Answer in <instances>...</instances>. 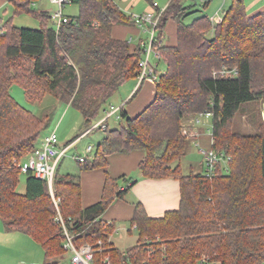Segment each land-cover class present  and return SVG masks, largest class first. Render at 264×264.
I'll use <instances>...</instances> for the list:
<instances>
[{"label": "trees", "instance_id": "trees-1", "mask_svg": "<svg viewBox=\"0 0 264 264\" xmlns=\"http://www.w3.org/2000/svg\"><path fill=\"white\" fill-rule=\"evenodd\" d=\"M32 1L10 0L12 14L0 18V218L8 230L27 233L43 247L45 264H61L55 257L64 250L65 234L48 181L18 166L35 150L50 115L23 107L11 86L20 83L32 101L51 93L79 110L83 127L91 128L120 87L140 75L145 46L132 50L129 39L113 37L115 24L131 22L114 0H70L79 14L59 29ZM192 7L170 0L160 16L157 39L165 37L170 19L178 39L176 45L155 44L166 70L156 69L154 100L134 117L122 108L117 127L107 121L97 127L104 136L80 162L82 169L100 168L114 153L142 150L139 169L145 177L180 181V207L154 218L137 202L132 224L138 239L124 250L111 239L114 225L102 215L135 181L121 189L109 175L101 200L84 207L80 175L55 174L70 233L77 245L96 248V264H195L201 258L212 264L264 263V118L253 117L254 133L230 128L244 104L264 101V11L251 15L245 0H232L221 22L208 14L188 22ZM23 13L40 26L14 24ZM206 111L213 114L210 147L231 158L229 169L220 161L209 176L203 160L201 170L185 174L182 159L194 135L184 120ZM22 173L24 193L18 191Z\"/></svg>", "mask_w": 264, "mask_h": 264}, {"label": "crops", "instance_id": "crops-1", "mask_svg": "<svg viewBox=\"0 0 264 264\" xmlns=\"http://www.w3.org/2000/svg\"><path fill=\"white\" fill-rule=\"evenodd\" d=\"M119 7L125 12L128 17H131V22L118 23L115 24L112 29V35L118 39H129L131 41V49L135 50L138 45L146 46L149 38L150 25L146 23L144 26L137 25L133 20L134 14H142L148 11L165 9L170 0H114ZM204 6L209 8L208 11L194 0H183V4L193 6L188 13L186 20L188 22L192 21L194 18L201 16L203 14H208L213 22H221L226 9L231 4L232 0H203ZM47 3V0H33L32 7L39 11H47L51 15L53 12L59 9L56 4ZM72 3V2H71ZM246 8L249 14L253 15L264 11V0H245ZM74 4V3H73ZM65 7V6H64ZM63 7V13H64ZM13 4L10 0H0V13L1 10L6 14H12ZM79 6H75L71 11V14H65L66 16H77L79 14ZM10 14V15H11ZM26 15V22L31 20L33 17L36 22L31 24H38L40 26V21L34 16L23 13L16 15L13 19L14 24L21 26L22 23L18 22V17ZM7 17L3 18L6 19ZM22 21V20H21ZM52 24H56V21L52 18ZM27 24V23H24ZM38 28V27H37ZM165 37L161 40V44L165 45H176L178 34H177V23L170 19L166 25ZM147 34V38L143 35ZM152 56H154L156 61H152ZM162 61L157 54L156 48L150 56V63L155 66L158 70L159 62ZM156 83L157 81L147 77L143 81H139V78H134L129 80L123 87L118 90L116 100H114L110 107L113 105L118 108L111 116L117 115L119 122L122 120L121 110L125 108L129 116L134 117L138 115L142 110H144L155 98L156 96ZM116 92V93H117ZM117 101V102H115ZM118 103V104H116ZM109 107V108H110ZM108 108V109H109ZM108 109L105 111L102 119L97 120L96 123L102 122L107 117ZM110 116V117H111ZM83 117V116H82ZM109 119V118H108ZM84 126V119L83 124ZM98 129V128H97ZM95 129V130H97ZM89 128L84 129L78 136L74 137L61 144H70L69 150L74 149L77 144L84 138L89 137L95 130ZM103 130V129H102ZM104 136V134H103ZM103 136L98 140V143L102 140ZM199 139V138H198ZM97 143V145H98ZM88 145H91L88 143ZM85 146L84 152H86ZM96 145V147H97ZM93 146V150H94ZM68 150V151H69ZM96 150V149H95ZM94 150V152H95ZM83 155L78 152L77 156ZM90 156V154L88 155ZM145 157V153L142 150H132L129 152H117L108 157V164L105 167L94 168V169H82L81 163L79 161V172L76 174L80 175L81 186H82V205L87 207L97 201L101 200L103 196V191L107 181V177L110 175L113 178L118 179V184L121 189H126L127 185L132 184L124 197H116L113 202L108 206L107 210L102 215V218L108 223L114 225V232L119 233L122 229L126 231H131L134 228L132 224V218L135 212V204L141 202L146 212L149 216L154 218L163 217L167 211L175 210L180 207L181 203V184L180 181L173 177H166L161 179L145 177L141 170L139 169V164ZM78 159V157H77ZM122 176L131 178L130 182L122 179ZM4 223V222H3ZM125 223H128L129 227H124ZM6 232H12L8 230L4 224ZM129 228V229H128ZM21 232V231H18ZM24 233V232H22ZM113 233L111 239L114 241ZM27 234V233H26ZM29 235V234H28ZM30 237H32L30 235ZM119 237H122L120 233ZM33 238V237H32ZM34 239V238H33ZM35 240V239H34ZM36 241V240H35ZM37 242V241H36ZM42 247V246H41ZM43 248V247H42ZM44 250V249H43ZM45 252L44 259L42 263L39 261H34L33 264H45ZM47 262V261H46Z\"/></svg>", "mask_w": 264, "mask_h": 264}, {"label": "rangeland", "instance_id": "rangeland-1", "mask_svg": "<svg viewBox=\"0 0 264 264\" xmlns=\"http://www.w3.org/2000/svg\"><path fill=\"white\" fill-rule=\"evenodd\" d=\"M198 3V6L201 5L207 11L209 8L204 6L203 0H194ZM47 3L51 7L50 0H47ZM77 6L71 2H67L64 7L65 14H71L73 8ZM11 14V13H10ZM9 15L2 16L10 17ZM4 15V12L0 13V16ZM26 15H23L21 18L18 17L17 23H22L21 26L37 28L38 24L35 23L36 20L31 17L29 22H26ZM22 20V21H21ZM27 23V24H24ZM147 34L144 33L143 37L147 38ZM152 61H156L154 56H152ZM158 70L164 72L166 70V64L164 61H160L158 65ZM128 82V81H127ZM125 82L124 84H126ZM123 84V85H124ZM42 85V81H41ZM120 87V89L123 87ZM43 87V86H42ZM119 89V90H120ZM11 94L14 99L21 104L26 109L30 110L37 116H42L45 113H48L49 120L46 128L43 133H49L55 130L58 134L59 141L65 143L69 140H72L74 137L78 136L85 128L82 126L83 117L79 110L76 108L63 103L57 100L51 93H46L41 100L32 101L29 100L26 96L24 87L20 83H13L11 86ZM119 92V91H118ZM115 93L107 104L109 105L116 100L119 93ZM117 102V101H115ZM118 104V103H116ZM111 110L110 108L108 111ZM105 112H102L97 120L102 119ZM121 113V112H119ZM108 115V114H107ZM253 117H256L257 120H260V117L264 118V101H253L248 102L242 106V108L237 112L235 118L231 122L230 128L234 131H239L241 133H254L257 131L256 127L251 123ZM194 116H188L185 118L184 123L187 126V130L192 133V138L187 154L182 159V170L185 174L189 173L192 169L201 170L202 162L204 160V155L202 149L209 148L212 143V117L206 118L205 116L201 117V123H195ZM122 121V120H121ZM120 121V122H121ZM119 119L117 115L109 117L107 124L110 127H117L119 125ZM104 131L102 129L95 130L89 137L82 139L77 144L74 149L69 150L66 155L61 159L59 166L57 168V173H73L76 174L79 172V161L77 159V153L80 152L83 155L85 154V146L90 143L96 149L98 140L103 136ZM42 136V135H41ZM199 138V139H198ZM94 149V150H95ZM92 150L88 155L94 154ZM26 189V173H22L20 177V182L18 185V191L24 193ZM55 191V187H54ZM51 194V192H50ZM56 195V194H55ZM52 200L54 202L53 196L51 194ZM55 204V202H54ZM56 207V205H55ZM135 226V225H134ZM137 226V225H136ZM124 227H129L128 223H125ZM132 230L122 229L119 233H113L115 244L121 249H128L134 244H136L138 239V230L136 228L130 227ZM129 229V228H128ZM122 234L120 238L119 235ZM150 239V238H149ZM159 237H156L155 240H158ZM64 244V243H63ZM44 259V250L41 245L36 242L30 235L18 231L6 232L4 228V223L0 218V264H33L34 261H39L42 263ZM55 260H59L61 264H72L70 252L64 247V250L55 257ZM47 261V259H46ZM45 261V262H46ZM264 264V263H263Z\"/></svg>", "mask_w": 264, "mask_h": 264}, {"label": "built area", "instance_id": "built-area-1", "mask_svg": "<svg viewBox=\"0 0 264 264\" xmlns=\"http://www.w3.org/2000/svg\"><path fill=\"white\" fill-rule=\"evenodd\" d=\"M53 4H56L59 9L53 12L51 15L52 18L56 21V27H59L69 21V17L63 13V7L70 0H50ZM164 9L152 10L142 14H134L133 20L139 26H144L146 23L150 25L149 38L147 45L145 46V55L141 61L142 71L138 76L139 81H143V79L150 77L154 80L157 79L156 68L150 63V56L153 52L156 43H161L157 39V25L160 19V16ZM157 51V50H156ZM157 54L158 51H157ZM107 113V117L102 121L95 123L92 128H97L100 126L105 127L106 121L108 118L118 109L115 106L110 107ZM205 116L206 118L212 117L213 114L210 111L201 112L197 115H194L195 123H201V117ZM70 144H61L59 141L58 134L55 130L49 133H43L39 139V142L35 148V150L30 153L26 158L22 159L18 162V166L22 169L23 172H32L35 176L45 179L48 181L50 192L53 196L56 208H57V216L56 221L59 222L63 228V232L65 234L64 247L67 252H70L71 263L72 264H96L95 262V252L96 248L90 243H84L81 245H77L73 239V236L70 233L68 224L61 213L60 210V202L61 198L55 195L54 191V178L57 172V168L61 159L66 155ZM93 150V145H88L86 148V152L84 155L78 156V160L80 162H84L90 153ZM204 155V171L205 174L209 176H213L217 165L220 161L223 162L226 170L229 169L230 157L226 156L224 153H218L213 148L209 147L206 149H202ZM137 226L135 225L134 228ZM101 243V241H99ZM109 257L105 258V261L108 260ZM195 264H212L207 258L199 259Z\"/></svg>", "mask_w": 264, "mask_h": 264}]
</instances>
